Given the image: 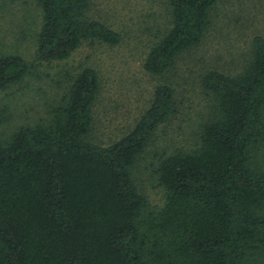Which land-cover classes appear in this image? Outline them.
<instances>
[{
    "label": "trees",
    "instance_id": "trees-1",
    "mask_svg": "<svg viewBox=\"0 0 264 264\" xmlns=\"http://www.w3.org/2000/svg\"><path fill=\"white\" fill-rule=\"evenodd\" d=\"M36 57L68 58L83 41L119 45L123 36L88 16L90 0H37ZM219 0H169L172 26L144 68L165 75L206 36ZM34 65L0 53V90ZM214 97L199 145L161 159L164 203L151 208L134 179L139 157L177 113L175 89L157 86L135 127L107 146L88 139L100 90L97 71L71 79L52 118L0 140V264H258L264 259V36L237 74L202 76Z\"/></svg>",
    "mask_w": 264,
    "mask_h": 264
},
{
    "label": "rangeland",
    "instance_id": "rangeland-1",
    "mask_svg": "<svg viewBox=\"0 0 264 264\" xmlns=\"http://www.w3.org/2000/svg\"><path fill=\"white\" fill-rule=\"evenodd\" d=\"M90 1L88 16L120 32L122 42L111 46L86 40L66 59L41 61L36 57L42 25L38 1L0 0V53L21 55L34 65L20 83L0 90V140L22 126L49 121L72 77L85 67L94 68L100 81L88 139L104 146L128 134L150 106L157 86L169 84L176 92L177 113L160 125L133 171L150 207H161L165 194L156 173L161 159L196 148L202 126L212 115L214 97L203 89L202 76L212 69L232 75L244 69L253 38L264 36V0H219L205 38L182 53L163 76L146 71L144 63L172 26L169 0ZM256 160L264 169V149Z\"/></svg>",
    "mask_w": 264,
    "mask_h": 264
}]
</instances>
